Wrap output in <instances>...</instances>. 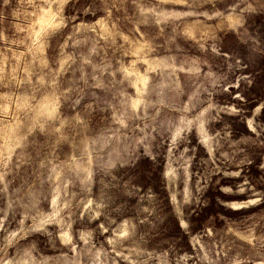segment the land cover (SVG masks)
Returning a JSON list of instances; mask_svg holds the SVG:
<instances>
[{"label":"rangeland","instance_id":"1","mask_svg":"<svg viewBox=\"0 0 264 264\" xmlns=\"http://www.w3.org/2000/svg\"><path fill=\"white\" fill-rule=\"evenodd\" d=\"M0 264H264V0H0Z\"/></svg>","mask_w":264,"mask_h":264}]
</instances>
